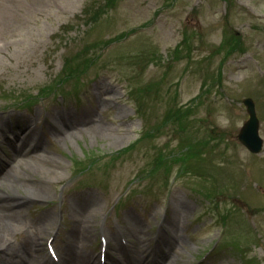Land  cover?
Segmentation results:
<instances>
[{"label": "rangeland", "instance_id": "1", "mask_svg": "<svg viewBox=\"0 0 264 264\" xmlns=\"http://www.w3.org/2000/svg\"><path fill=\"white\" fill-rule=\"evenodd\" d=\"M8 3L0 264H98L102 235L110 264L158 243L161 264H264V147L238 139L245 97L264 138V0Z\"/></svg>", "mask_w": 264, "mask_h": 264}, {"label": "bare ground", "instance_id": "2", "mask_svg": "<svg viewBox=\"0 0 264 264\" xmlns=\"http://www.w3.org/2000/svg\"><path fill=\"white\" fill-rule=\"evenodd\" d=\"M8 2H11V3H14V0H0V20L1 19H5L7 17H11V13H10V5ZM55 131V129H54ZM27 135V132L23 135L24 138L26 137ZM24 143V140H22V142H20L19 144H14L15 146L17 145L18 147H21ZM12 167V166H11ZM10 167V168H11ZM13 170V168H11V171ZM24 199V198H23ZM12 200V198H11ZM26 200V199H25ZM24 200V201H25ZM15 201V202H14ZM13 201V204H15L14 206H17V205H22V201L20 202L19 199H14ZM10 207V206H9ZM9 209H6V208H2V206H0V224H2L4 221L3 218L7 217V216H10V218L14 219V217H16L13 213L16 212V211H12V215L8 214ZM9 218V217H8ZM83 224V221L82 220H75L74 221V225L75 227H79ZM1 231V229H0ZM38 244V242H35ZM125 245V248L127 249L126 250V254H125V258L127 259V262L129 263L131 261V264H161L162 261L164 260V258L166 257V254L167 252H165L164 249H161V252L162 254H160V257L155 254L156 256H158L159 259H156V258H151L149 259V257L152 255L150 252H147V249L143 248L141 249V247L139 246H135V247H128L127 244H123ZM72 248V247H71ZM70 248V249H71ZM72 250V249H71ZM11 255V254H10ZM153 256V255H152ZM66 259H67V262L68 264H95V260H94V257L93 256H90V255H87V252H84L82 254H79V256H72V252L68 251V254L66 256ZM18 260V257H13L11 256V258L9 259V264H16V261ZM122 261H125V259H119L115 262V264H123ZM2 264H6L7 262V258L4 257L2 259ZM25 264H33L32 262H29V263H25Z\"/></svg>", "mask_w": 264, "mask_h": 264}, {"label": "water", "instance_id": "3", "mask_svg": "<svg viewBox=\"0 0 264 264\" xmlns=\"http://www.w3.org/2000/svg\"><path fill=\"white\" fill-rule=\"evenodd\" d=\"M246 105L249 118L242 124L238 138L251 152L259 153L264 147V139L260 133V119L257 113L256 104L253 98L246 97L243 100Z\"/></svg>", "mask_w": 264, "mask_h": 264}, {"label": "trees", "instance_id": "4", "mask_svg": "<svg viewBox=\"0 0 264 264\" xmlns=\"http://www.w3.org/2000/svg\"><path fill=\"white\" fill-rule=\"evenodd\" d=\"M111 1H112V0H111ZM108 5H109V2H107V5H106V6L108 7ZM68 76H69V75H68Z\"/></svg>", "mask_w": 264, "mask_h": 264}]
</instances>
